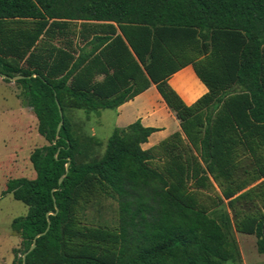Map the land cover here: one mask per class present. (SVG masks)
Masks as SVG:
<instances>
[{"label":"trees","instance_id":"1","mask_svg":"<svg viewBox=\"0 0 264 264\" xmlns=\"http://www.w3.org/2000/svg\"><path fill=\"white\" fill-rule=\"evenodd\" d=\"M9 20L29 21L32 33L23 39L11 34L3 27ZM76 20L114 22L127 45L120 35L98 33V23L84 22L88 27L86 34L79 31L84 38L79 47ZM105 26L115 31L111 24ZM197 34L213 43L220 74L212 85L201 76L209 93L185 106L165 82L176 65L156 59L162 42L187 44ZM41 35L45 37L38 41ZM106 43L109 56L125 50L127 61L140 68L130 47L189 137L203 106L201 161H225L212 133L217 143L222 130L251 132L264 126V0H0V73L22 75L16 82L46 141L29 155L35 176L10 178L2 191L27 206V213L10 223L21 238L12 264H224L232 257L230 217L221 209L205 212L184 201L168 177L149 164L156 146L144 149L142 144L159 128L144 126L139 119L115 127L100 157L76 160L78 140L66 109H115L138 91L130 84L108 94L110 89L103 92L100 86L69 83ZM75 46L79 53L72 61ZM12 52L27 55L24 63L19 65ZM91 188L108 189L116 201L115 226L78 223L75 203ZM48 222L23 262V253ZM263 228L258 220L257 249L262 254ZM102 245L106 250L98 254Z\"/></svg>","mask_w":264,"mask_h":264},{"label":"rangeland","instance_id":"2","mask_svg":"<svg viewBox=\"0 0 264 264\" xmlns=\"http://www.w3.org/2000/svg\"><path fill=\"white\" fill-rule=\"evenodd\" d=\"M26 22L29 21L9 20L3 27L23 39L24 35L32 33ZM44 37L41 35L38 41ZM11 55L19 65L27 57H20L17 52ZM66 114L78 140L76 160L100 157L115 128L114 110L67 108ZM204 114L202 106L198 115L200 123L193 125L191 137L180 128L167 140L157 143L156 149L151 151L155 158L149 164L168 177L171 188L179 190L184 201L205 212L221 209L228 214L231 228L227 235L233 249L231 259L224 264H264V254L257 249L256 234L257 221L264 224V126L251 132L222 130L217 143L216 134L212 133L211 141L222 151L225 161L205 163L200 159ZM172 123L170 120L168 125L173 127ZM45 143L37 131V119L25 103L22 85L0 75V264H12L20 250L21 238L12 231L10 223L13 218L27 213L24 203L2 191L10 178L35 176L29 155L35 147ZM181 160L185 163L179 164ZM108 194V189L91 188L80 196L75 203L78 223L94 227L100 224L115 226L117 203Z\"/></svg>","mask_w":264,"mask_h":264},{"label":"crops","instance_id":"3","mask_svg":"<svg viewBox=\"0 0 264 264\" xmlns=\"http://www.w3.org/2000/svg\"><path fill=\"white\" fill-rule=\"evenodd\" d=\"M84 22L98 23L100 25L98 33L112 34L113 38L120 35L127 45L120 26L116 23L83 20H76L78 36L75 39V45L77 44L79 47L83 46V34H80V38L79 31L81 30V32L85 33L84 29L88 26H82L81 23ZM109 24L115 29L113 33L108 32L105 26ZM106 45L107 43L86 60L70 77L69 83L76 84L79 82L78 87L88 89H98V86H100L103 92H105V89H110L108 94L130 84L134 88L137 87L138 91L135 95L113 109L116 120L115 127H124L139 119L144 126L159 128V130L151 133L148 140L142 144V148L144 149L153 148L157 143L166 139L172 132L180 129L179 121L165 102L157 88V84L151 81L146 69L140 64L130 47L131 55L140 68L135 67L133 62L127 61L126 57L128 56L125 55V50L117 55L113 52L109 56L108 51L105 50ZM78 53L79 49L75 46L72 52V61ZM165 60H170L171 67L176 65L173 71L165 77V82L185 106L195 105L201 97L209 93V85L201 76L209 80L212 85L213 79L220 74V61L214 53L213 43L208 39V36L206 39H203L197 34L195 37H192L189 43L181 45L168 46V44L165 45L162 42V49L158 51L156 61L157 63H162ZM213 89L217 91L218 88L216 89L213 86ZM234 89H238V86H235ZM170 120H173V127L170 124L168 125ZM104 247L106 246L102 245L98 247V254L105 252L106 249Z\"/></svg>","mask_w":264,"mask_h":264},{"label":"water","instance_id":"4","mask_svg":"<svg viewBox=\"0 0 264 264\" xmlns=\"http://www.w3.org/2000/svg\"><path fill=\"white\" fill-rule=\"evenodd\" d=\"M0 75H1L3 78H8V79H12V80H17V79H19V78L22 77V75L8 76V75L1 74V73H0ZM59 113H60V115H62V111H61L60 107H59ZM61 124H62V119L60 120V122H59V124H58V126H57V132H58V130L60 129ZM61 178H62V177H61ZM61 178L59 179V181L61 180ZM48 227H49V222H48V225H47L46 229H45L43 232H41V233L35 235V237L33 238V241H32V243H31V245H30L29 248H28V250H27L26 252H24L23 255H22L23 262H24V259H25L26 254H27V253H28V252H29V251L35 246V239H36V237H38L39 235L45 233V232L47 231Z\"/></svg>","mask_w":264,"mask_h":264}]
</instances>
